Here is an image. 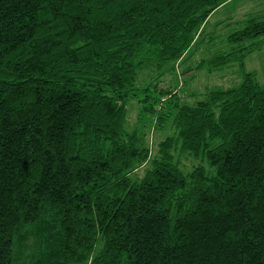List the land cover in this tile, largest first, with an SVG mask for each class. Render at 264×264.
Wrapping results in <instances>:
<instances>
[{
    "label": "trees",
    "instance_id": "16d2710c",
    "mask_svg": "<svg viewBox=\"0 0 264 264\" xmlns=\"http://www.w3.org/2000/svg\"><path fill=\"white\" fill-rule=\"evenodd\" d=\"M223 1L0 0V264H264V83L242 70L264 19L198 62L236 63L235 85L188 104L136 84ZM131 99L173 129L138 178ZM174 150L212 170L182 171Z\"/></svg>",
    "mask_w": 264,
    "mask_h": 264
},
{
    "label": "rangeland",
    "instance_id": "374dc122",
    "mask_svg": "<svg viewBox=\"0 0 264 264\" xmlns=\"http://www.w3.org/2000/svg\"><path fill=\"white\" fill-rule=\"evenodd\" d=\"M251 17L264 19V0L223 1L221 6L214 9L206 18V25L197 30L198 32L194 35L193 43L189 49L183 53L184 55L178 61L172 64L173 67L171 66L167 73L155 77L153 72L141 71L136 83L137 86L156 83L154 84L156 88L170 89L181 101L191 104L200 99L208 87L217 85L224 88L235 85L242 76L236 63L223 65L221 68L212 70L207 66L196 68L202 58H208L215 50L228 51L234 48L235 45H227L226 35L243 26L245 20ZM255 41L260 43V47L245 56L242 70L243 72L253 71L257 81L264 83V35L256 37ZM128 101L126 129H137L142 144L148 147V160L137 166L131 176L138 178L144 173V168L149 167L150 160L158 155L159 142L172 134L173 129L170 124L161 128L155 127L151 117L140 111L138 101L135 99ZM173 156L178 167L184 172L191 170L197 164H202L207 169L212 170L205 161L187 152L174 150ZM99 247L100 244L95 250L98 251Z\"/></svg>",
    "mask_w": 264,
    "mask_h": 264
},
{
    "label": "crops",
    "instance_id": "0c3cea01",
    "mask_svg": "<svg viewBox=\"0 0 264 264\" xmlns=\"http://www.w3.org/2000/svg\"><path fill=\"white\" fill-rule=\"evenodd\" d=\"M221 4H222V3H220V5H219V6H221ZM219 6H218V7H219ZM211 13H212V12H211ZM211 13H210V14H211Z\"/></svg>",
    "mask_w": 264,
    "mask_h": 264
}]
</instances>
